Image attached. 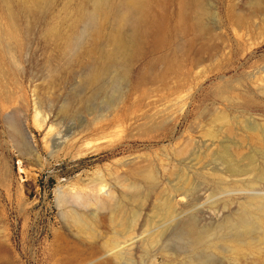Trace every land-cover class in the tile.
I'll return each instance as SVG.
<instances>
[{"label":"rangeland","instance_id":"1","mask_svg":"<svg viewBox=\"0 0 264 264\" xmlns=\"http://www.w3.org/2000/svg\"><path fill=\"white\" fill-rule=\"evenodd\" d=\"M182 1L149 0L128 71L91 86V37L66 45L89 0H0V264L106 263L134 193L135 244L109 264H264V0H203L204 30ZM98 180L115 204L94 202Z\"/></svg>","mask_w":264,"mask_h":264},{"label":"bare ground","instance_id":"2","mask_svg":"<svg viewBox=\"0 0 264 264\" xmlns=\"http://www.w3.org/2000/svg\"><path fill=\"white\" fill-rule=\"evenodd\" d=\"M148 1L149 0H89V8L86 10L85 14H83L84 16L81 17L82 18V28H81L82 32H81V34L78 37L74 38L73 39L74 41L68 42L66 44L67 48H69L68 51L71 54H74V56H75V54L79 53L78 50L82 49V47L85 45V43L82 42L81 37L86 35V34H89V37H91V39L89 40V42L91 44L90 47H85V48H89V50L87 49L88 50L87 53L85 52L86 53V55H85L86 59L85 60H87L86 62L88 64V66L86 68L85 76L83 78V84H85V85L88 84V85L93 86V85H98L102 82H105L106 80H109L108 83L115 85V86L118 85L119 79H121V76H124V74L128 71V68L130 66L132 55H133V52H134L135 46H136L135 44H136V41L138 39L139 27L142 24H144V22H146L145 9L147 7ZM256 2H257V0H251V3H253V4H255ZM181 9H182L181 14L183 17V21L185 23H191V24H193V26L196 25L197 27L205 28L206 24L203 20V17L205 16L206 11H205V8L203 7V0H183L182 4H181ZM105 17L111 18L112 29L110 30L108 36L105 38L104 42L102 43V42H98L97 38H98L100 29H102V27L100 28V25L104 24V23L100 24L101 20H102V18L104 19ZM83 51L84 50L82 49V53H83ZM85 51H86V49H85ZM62 53H63V51H62ZM64 54H65V52H64ZM80 55H82V54L80 53ZM66 56H67V52H66ZM76 56H78V55H76ZM82 57H84V56H82ZM62 59L65 60V58H62ZM68 60H70V58ZM85 60H84V62H85ZM86 62L84 64H86ZM114 73L116 74L115 76H114ZM65 110H67V109H65ZM9 116L11 117V115H7V120H9V118H10ZM11 119H13V118L11 117ZM223 119H224V117H223ZM225 119H226V117H225ZM9 122H11V121H9ZM15 124L13 122V124H11L10 126H12V125L15 126ZM13 126H12V128L14 131L15 129H17V127L15 126V129H14ZM9 128H11V127H9ZM244 129H246V128H244ZM251 130L256 132V129H254V128ZM19 131H21V130H18V132ZM18 132H17V135H18ZM262 132H264V131L262 130ZM229 133H231V131H229ZM256 133H252V135H250L251 138L254 141H258V142L264 141V134L262 133L261 135H258L259 133L258 132H256ZM21 135H22V131H21L20 136ZM23 140H24L23 142H25L24 145L26 147L27 153L32 155V156H35L34 150L31 147V145L27 142V140L25 141V138ZM21 141H20V143H21ZM52 144H54V143H52ZM143 172L145 173L146 171H143ZM143 172L140 171V173H143ZM140 173L138 176L141 175ZM145 175H147V174L145 173ZM142 176H143V174H142ZM147 176L150 177V173H148ZM147 178H145V179H147ZM103 186L104 185H102L101 182L98 180V182L96 183V187L94 188V191H93L94 192V200H95L94 202L97 203L99 206H102L104 204V198L106 201L110 198L111 202H113L112 199H114V198H112V196H113L112 192H106V193H103V195H102L101 189L103 188ZM136 194H139V193H136ZM134 195H135V193H134ZM134 195H131V196L124 195V198L126 201H117L116 202L114 199L116 204H115V202H113V204H115V206H113L114 211L113 212L111 211L112 214H116V217L114 216L116 219H114V220H116V222L118 221V223L117 224L115 223V224H116V227L120 230V233L115 234V236H113V238H112L113 239L112 250L117 248L121 244L122 245L121 251L123 250L127 254H128V252H130L132 250V248L135 244V241H134L135 237H133V236H134V233H136V232L133 228V225L131 224V221L133 222V219L135 220L137 215L133 213L134 211H132V210L130 211V208H129L130 205L132 206V204L134 202H136V200L133 201L132 199L137 198L136 196H138V195H136V196H134ZM64 199L66 200V198H64ZM59 201H64V200L59 199ZM160 202L162 203L163 200H161ZM173 202L174 201L167 202L165 208H163L164 216L166 218H171L172 216H174L173 213L175 212V208L173 206ZM150 205H152V204H150ZM131 209H133V208H131ZM256 209L257 210H264V204L257 205ZM254 212H256V211L254 210ZM260 213H262V212H260ZM258 215H260V214H258ZM93 216H95V214ZM112 216L113 215L110 216V219H111L110 221L113 223L114 221H113ZM247 216H249V215H247L245 212L242 213V215L238 219V223L240 226L246 227L249 225V220H248ZM72 217L74 219V222H77L76 224L77 225L79 224L80 225L79 227H82V230L84 233L90 234V236H88V238L90 240L97 241L96 239H98L99 235H98V231H97L98 229H97L96 225H93L92 223L88 225L87 223H85L84 220H82L80 214H78L77 212H73ZM262 219H264V218H262L261 215H260V217H256V222H258L260 226H261V224L264 225V220H262ZM262 240H264V239H262ZM234 241L236 242V240H234ZM92 244H96V242H92ZM78 245L80 246L79 243H78ZM78 245L77 246L75 245V246L78 248ZM74 249H75V247H74ZM112 250L109 251L110 257L106 260V263H104V262L103 263L102 262H93L91 264H109L111 262H115L113 260L119 259L121 252L120 251L112 252ZM74 252H76V251H74ZM256 255H259V252H255V256ZM241 258H243V257H241ZM239 259H240L239 257H236V260H239Z\"/></svg>","mask_w":264,"mask_h":264}]
</instances>
